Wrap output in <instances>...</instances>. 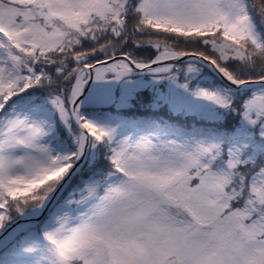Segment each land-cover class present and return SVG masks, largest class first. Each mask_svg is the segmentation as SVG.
Listing matches in <instances>:
<instances>
[{"label":"snow or ice","instance_id":"snow-or-ice-1","mask_svg":"<svg viewBox=\"0 0 264 264\" xmlns=\"http://www.w3.org/2000/svg\"><path fill=\"white\" fill-rule=\"evenodd\" d=\"M0 264H264V0H0Z\"/></svg>","mask_w":264,"mask_h":264}]
</instances>
